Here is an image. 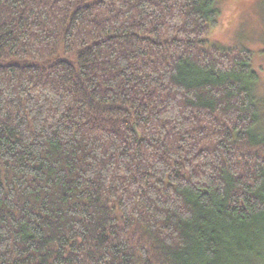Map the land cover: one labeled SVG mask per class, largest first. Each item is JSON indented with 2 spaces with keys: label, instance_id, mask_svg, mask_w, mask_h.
<instances>
[{
  "label": "trees",
  "instance_id": "trees-1",
  "mask_svg": "<svg viewBox=\"0 0 264 264\" xmlns=\"http://www.w3.org/2000/svg\"><path fill=\"white\" fill-rule=\"evenodd\" d=\"M217 0H0V264H264V133Z\"/></svg>",
  "mask_w": 264,
  "mask_h": 264
},
{
  "label": "rangeland",
  "instance_id": "rangeland-1",
  "mask_svg": "<svg viewBox=\"0 0 264 264\" xmlns=\"http://www.w3.org/2000/svg\"><path fill=\"white\" fill-rule=\"evenodd\" d=\"M218 23L207 40L225 48L248 49L259 80L255 94L260 103L257 131L264 133V0H217Z\"/></svg>",
  "mask_w": 264,
  "mask_h": 264
}]
</instances>
